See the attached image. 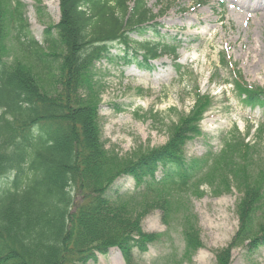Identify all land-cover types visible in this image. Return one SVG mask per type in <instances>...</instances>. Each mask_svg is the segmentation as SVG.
I'll return each instance as SVG.
<instances>
[{
  "label": "trees",
  "instance_id": "1",
  "mask_svg": "<svg viewBox=\"0 0 264 264\" xmlns=\"http://www.w3.org/2000/svg\"><path fill=\"white\" fill-rule=\"evenodd\" d=\"M15 3L12 28L36 71L6 60L0 11V264H97L111 249L135 264L133 252L143 255L158 241L144 231L145 219L155 211L169 216L177 206L183 208L185 256L195 255L189 212L171 202L177 193L198 195L203 185L216 196L232 188L242 195L241 228L231 247L218 253V264H230L234 246L264 247V223L254 226L264 181L251 184L256 178L247 175L260 157L264 126L256 129L260 142H247L236 126L219 155L188 160V142L202 136L200 123L211 105L199 94L165 147L137 159L105 147L99 113L104 85L96 65L110 61L115 48L124 50V63L141 67L178 51L131 41L155 27L146 0H60V21L47 29L43 44L30 38L24 6ZM234 85L246 107L264 110V91ZM125 177H133V191L112 194Z\"/></svg>",
  "mask_w": 264,
  "mask_h": 264
},
{
  "label": "rangeland",
  "instance_id": "2",
  "mask_svg": "<svg viewBox=\"0 0 264 264\" xmlns=\"http://www.w3.org/2000/svg\"><path fill=\"white\" fill-rule=\"evenodd\" d=\"M17 1L24 6L30 38L43 44L47 29L60 21V0H0L5 26L3 54L35 76V66L19 49L12 28ZM259 3L264 5V0H146L155 27L144 36L132 35L131 41L175 46L177 55L141 67L139 62L124 63V50L115 48L110 61L96 65L104 85L99 113L106 149L119 157L137 159L165 147L173 130L195 108L199 94L211 105L200 124L202 136L188 142L186 159L219 155L236 126L247 142H260L256 129L264 126V110L246 107L234 85L240 82L247 85L245 89L264 91V8ZM36 76L41 80L39 72ZM261 142L260 157L247 172L249 178H256L251 184L264 181V138ZM133 189V177H125L111 193ZM231 190L216 196L203 185L198 195L177 193L171 204L183 203L184 212H189L188 224L199 246L196 254L185 256L179 216L183 208L177 206L169 216L155 211L145 219L144 231L158 235V241L143 255L135 250V264H218V253L231 247L241 228L238 204L242 195ZM261 211L256 227L264 223V205ZM248 245L230 249V264H264V247L250 250ZM97 264L127 262L122 252L111 249L107 256H99Z\"/></svg>",
  "mask_w": 264,
  "mask_h": 264
},
{
  "label": "bare ground",
  "instance_id": "3",
  "mask_svg": "<svg viewBox=\"0 0 264 264\" xmlns=\"http://www.w3.org/2000/svg\"><path fill=\"white\" fill-rule=\"evenodd\" d=\"M257 6H259V8H264V5H262V4H260V3H259ZM246 7H250V8H252L251 5H249V4L246 5Z\"/></svg>",
  "mask_w": 264,
  "mask_h": 264
}]
</instances>
